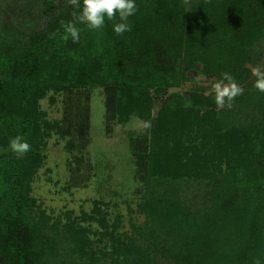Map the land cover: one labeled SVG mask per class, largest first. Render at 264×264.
<instances>
[{
  "label": "trees",
  "instance_id": "16d2710c",
  "mask_svg": "<svg viewBox=\"0 0 264 264\" xmlns=\"http://www.w3.org/2000/svg\"><path fill=\"white\" fill-rule=\"evenodd\" d=\"M43 2L48 31L32 33L27 46L11 52L12 62L5 61L11 67L0 78V146L11 148L17 136L31 146L22 156L12 149L0 155V264H101L107 252L95 251L76 222L62 227L70 244L63 257L58 223L49 227L32 217L30 184L43 162L40 148L54 132L72 135L70 125L44 119L40 101L52 90L100 85L112 119L123 120L149 117L152 92L182 86L196 65L202 66L199 73L229 83L228 74L244 85L252 76L247 67L252 50L264 44V0H197L191 7L187 0H135L137 11L126 21L131 31L122 35L113 30L122 22L118 13L92 30L76 18L83 0L67 14L54 13L55 0ZM73 24L80 30L76 43L66 30ZM252 97H261L264 108L259 90L227 98L223 106L199 93L166 101L152 134L149 175L206 182V202L194 209L174 192L164 197L151 192L142 207L151 224L145 236L149 245L118 241L111 264H161L155 253L173 264H264V114L245 125L229 119L250 107ZM88 129L89 118H82L77 137L86 141ZM143 149L136 147L139 153ZM94 212L99 217L90 219H100V209Z\"/></svg>",
  "mask_w": 264,
  "mask_h": 264
},
{
  "label": "rangeland",
  "instance_id": "374dc122",
  "mask_svg": "<svg viewBox=\"0 0 264 264\" xmlns=\"http://www.w3.org/2000/svg\"><path fill=\"white\" fill-rule=\"evenodd\" d=\"M43 1L0 0V78L11 67L10 62L5 63L8 58L10 61L13 58L11 52L14 55L19 46H27L32 33L48 31L50 16ZM193 1L197 0H187V5L191 7ZM55 5V14H67L74 3L73 0H55ZM251 60L247 67L252 76L248 83L239 86L241 94L258 93L252 87L256 77L253 69L264 72V44L252 50ZM201 69L202 66L196 65L195 70L188 71V79L178 88H168L158 94L152 92V110L147 118L131 115L121 120L115 115L112 119L106 106V90L100 85L58 93L52 90L40 101L46 121H59L66 128L70 125L72 130L69 137H61L56 132L46 137L40 148L43 162L35 169L30 184L32 217L35 222L43 221L49 227L58 223L59 248L63 257L68 255L70 244L63 239L62 227L69 222H76L87 232L95 251L107 252V259H102L101 264H111L118 241L137 242L143 248L149 245L145 236L151 224L142 207L148 203L151 192L161 197L174 192V198H180L194 209L201 208L206 202V182L155 180L149 175L147 159L156 145L151 146V139L157 129L158 117L169 98L199 93L215 102L214 86L222 81L214 74L199 73ZM260 98H250L252 105L243 106L239 113L236 110L229 119L234 124L245 125L260 118L264 114L263 106L259 105ZM85 117L89 118V129L86 141H83L77 137L75 128ZM138 145L144 146L141 153L136 150ZM7 151L11 148L0 146V155ZM96 207L100 209V219L91 220L90 217H99L94 212ZM104 231L110 236H103ZM155 256L161 264H173L161 253H155Z\"/></svg>",
  "mask_w": 264,
  "mask_h": 264
},
{
  "label": "clouds",
  "instance_id": "9594fccd",
  "mask_svg": "<svg viewBox=\"0 0 264 264\" xmlns=\"http://www.w3.org/2000/svg\"><path fill=\"white\" fill-rule=\"evenodd\" d=\"M73 3L79 4V0H73ZM136 11L135 0H83V8L76 18L79 23L87 24L92 30H98L104 26L105 17L112 20L118 13L122 22L115 24L113 30L117 35H122L126 31H131V25L126 21ZM74 15L76 14L74 13ZM66 30L74 43L79 41L80 30L74 24L67 26ZM253 75L257 77L256 89L264 92V72L259 69H253ZM224 80L229 81V83L223 84L221 82L214 86L216 92L215 101L218 106L224 105L225 97L230 101L242 92V89L233 81L230 75L225 74ZM10 146L12 151L20 156L27 153L31 148L30 144L23 141L19 136L10 141Z\"/></svg>",
  "mask_w": 264,
  "mask_h": 264
}]
</instances>
